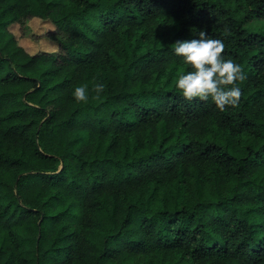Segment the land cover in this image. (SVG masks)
I'll use <instances>...</instances> for the list:
<instances>
[{"label": "trees", "instance_id": "16d2710c", "mask_svg": "<svg viewBox=\"0 0 264 264\" xmlns=\"http://www.w3.org/2000/svg\"><path fill=\"white\" fill-rule=\"evenodd\" d=\"M201 29L246 73L223 111L175 87ZM0 264H264V0H0Z\"/></svg>", "mask_w": 264, "mask_h": 264}, {"label": "clouds", "instance_id": "9594fccd", "mask_svg": "<svg viewBox=\"0 0 264 264\" xmlns=\"http://www.w3.org/2000/svg\"><path fill=\"white\" fill-rule=\"evenodd\" d=\"M224 49V41L212 38L204 29L192 39L177 40L172 44L174 54L191 69L174 80L178 93L185 100H211L221 111L226 106L238 104L241 97L239 82L246 79V73L240 63L222 55ZM92 88L94 98H99L105 85L96 82ZM71 94L76 102H87L88 86L76 85Z\"/></svg>", "mask_w": 264, "mask_h": 264}, {"label": "rangeland", "instance_id": "374dc122", "mask_svg": "<svg viewBox=\"0 0 264 264\" xmlns=\"http://www.w3.org/2000/svg\"><path fill=\"white\" fill-rule=\"evenodd\" d=\"M257 22H254V25ZM260 25V23L258 24ZM261 26V25H260ZM31 32L22 35L18 24L9 27V31L15 36L19 46L30 55L51 54L58 50V44L51 34L55 31V25L49 20L34 18L30 22Z\"/></svg>", "mask_w": 264, "mask_h": 264}]
</instances>
